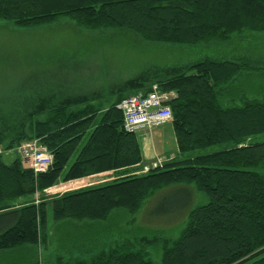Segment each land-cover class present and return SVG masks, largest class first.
<instances>
[{"label": "trees", "instance_id": "obj_1", "mask_svg": "<svg viewBox=\"0 0 264 264\" xmlns=\"http://www.w3.org/2000/svg\"><path fill=\"white\" fill-rule=\"evenodd\" d=\"M61 20L89 32H130L152 44L224 47L244 34H264V0H0V21L17 29ZM179 70L163 76L129 67L128 76H117L110 94L97 101L0 103L1 254L23 251L38 264L37 253L48 244V207L53 222H104L116 210L136 215L162 188L183 185L205 201L193 208L191 200L179 203L182 224L175 236L157 241V260L130 242H114L84 257H56L53 264H264V142H250L264 134V96L234 92L250 70L236 56ZM152 85L175 95L168 106L177 154L139 175L141 145L123 130L116 106ZM33 141L52 157L44 173L27 167L20 154L21 145ZM9 152L14 159L7 164L3 156ZM118 169L131 171L48 193Z\"/></svg>", "mask_w": 264, "mask_h": 264}, {"label": "rangeland", "instance_id": "obj_2", "mask_svg": "<svg viewBox=\"0 0 264 264\" xmlns=\"http://www.w3.org/2000/svg\"><path fill=\"white\" fill-rule=\"evenodd\" d=\"M223 46L152 44L130 32H89L63 20L31 30L0 21V103L17 104L39 98L53 103L68 102L90 96H95V101L102 100L110 94L109 88L119 79L117 76H128L129 67L153 68L161 73L167 67H186L202 60L234 56L250 67L240 75L234 92L250 89L253 98L264 96V34H244ZM150 135L152 140L164 137V152L174 149L169 125L153 128ZM250 142L263 143L264 134ZM13 159L10 152L3 156L7 164ZM195 195L200 200L201 195L193 187L162 188L136 215L116 210L104 222H53L48 207V244L38 251L37 263L53 264L56 257H84L114 242H130L135 249L147 250L157 260V241L175 236L182 224L184 215L183 209H177L179 203L191 200L193 208L205 201L202 198L197 202ZM0 264H34V258L28 260L23 251L17 250L0 253Z\"/></svg>", "mask_w": 264, "mask_h": 264}, {"label": "built area", "instance_id": "obj_3", "mask_svg": "<svg viewBox=\"0 0 264 264\" xmlns=\"http://www.w3.org/2000/svg\"><path fill=\"white\" fill-rule=\"evenodd\" d=\"M171 95L160 93L157 87L146 94H137L124 99L118 109L123 117V130L128 133H136L150 130L153 127L164 125L171 119V111L167 106ZM20 154L29 168L35 173L46 172L52 157L38 141L21 145ZM160 162H155L150 168H156ZM149 167L143 168V173L148 172Z\"/></svg>", "mask_w": 264, "mask_h": 264}, {"label": "crops", "instance_id": "obj_4", "mask_svg": "<svg viewBox=\"0 0 264 264\" xmlns=\"http://www.w3.org/2000/svg\"><path fill=\"white\" fill-rule=\"evenodd\" d=\"M183 68L184 67H173V68L167 67L163 72L159 74L163 76L168 73L173 74L177 71H180L179 69H183ZM137 136H138V140L141 145L142 159H143L142 163L139 166H137L138 169H140L143 165L153 160H156L158 158H161V157L166 158V157H170V155L176 157L177 151L175 147L169 153L164 152V150L166 149L164 137L162 138L159 137V140L157 139L158 140L157 141L156 139L152 140V138L150 137L151 135L145 136L144 134H138ZM130 171L131 169H118V170L103 172V173H100V174H97V175H94V176H91L85 179L72 181V182H68L65 184H60L59 186L55 188L49 189L48 193L49 194L52 193V195H56V194H61L66 191L75 190L81 187L101 184L104 182L111 181L115 178L122 177L123 175H125L126 173H129Z\"/></svg>", "mask_w": 264, "mask_h": 264}]
</instances>
